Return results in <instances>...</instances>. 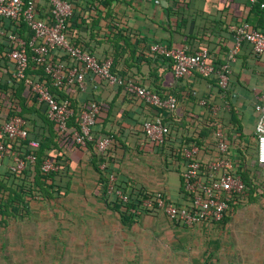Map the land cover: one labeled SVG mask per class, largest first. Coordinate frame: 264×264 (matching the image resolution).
I'll return each mask as SVG.
<instances>
[{
    "label": "crops",
    "instance_id": "crops-1",
    "mask_svg": "<svg viewBox=\"0 0 264 264\" xmlns=\"http://www.w3.org/2000/svg\"><path fill=\"white\" fill-rule=\"evenodd\" d=\"M33 1L37 4L39 0ZM70 1L72 14L68 20V27L75 42H80L83 49L96 59L103 60L111 59L112 54H116L117 45L122 43L121 37H124L129 43L126 50L130 48L133 50L132 59L128 58H131V55L130 51L126 50L121 59V61L126 59L127 68H122L128 70L127 76L124 78L116 72L113 73L157 95L173 94L178 100L174 111L157 108L159 110L157 112L155 107H148L134 96H126L124 89L121 90L120 87L109 86L91 74L84 77L83 89L76 93L75 99L80 105L84 102L101 101L109 106L103 127L97 124L94 129L98 130L101 127L102 130L114 134L118 146L116 156L119 164H113L111 170L121 177L120 180L142 185L148 191L162 192L171 201L181 205L183 194L180 171L185 161L183 162L179 157L173 159L171 156L177 150L183 154L184 144L191 138L192 133L205 129L208 131L204 142L209 149L198 151L199 159L202 161L211 160L215 156L217 145L214 148L210 143L217 144L213 137L216 128H220L225 134V143L231 153L235 172L238 169L237 164L241 161L245 163L243 157L247 154H245L246 148H248L247 152L252 149V159H255L254 107L260 102L259 99L264 97V55L254 57L251 46L242 41L238 53L233 58H229V52L235 42L233 28L245 20L248 10L247 0H189L185 11L181 9L178 11L186 12L185 16L189 17L186 27L177 31L179 34L173 31L169 24V19L174 18L173 13L168 12L170 0ZM41 8L45 16L48 9L45 4ZM38 11H41L39 6ZM200 32L205 34L198 35V39L206 41L207 47L213 53L215 66L219 68L226 64L229 67L226 88L219 85L216 77L205 79L196 73L176 80L171 72V64L167 60L149 58L146 54L152 44L196 49L198 47L191 48V41L186 43L185 37L181 34L189 36ZM199 44V40H195L194 46ZM262 105L264 106V103ZM155 117L160 118L169 130L161 146H153L149 141L146 142L145 140L148 139L141 134L142 123ZM236 149L243 155L237 153ZM244 163L241 165L243 168H245ZM67 164L68 167L63 172L65 185L69 188L66 197L72 202L82 203L87 201L89 196L93 203L98 204L94 211L85 206L82 210L83 220L102 221L103 218L99 217L101 213L106 217L112 216V219H117L115 215L108 214L109 210L103 203L92 196L95 192L97 174L91 165L89 155L73 150L69 154ZM258 175H261L259 171ZM67 177L69 179H66ZM55 204L57 202L50 203V206ZM142 218L149 228L157 226L163 228L167 234L175 231L176 227L161 215ZM142 218L135 221L132 230H137L134 227ZM117 224L122 227L118 220ZM207 224L210 223L197 227L204 230ZM200 236L205 237L207 243L200 253L199 263L202 264L203 254H211L214 257L217 244L206 236ZM170 238H172L171 242H175L174 244L178 242L177 250L185 248V238ZM210 244L215 246L212 250L207 248Z\"/></svg>",
    "mask_w": 264,
    "mask_h": 264
},
{
    "label": "built area",
    "instance_id": "built-area-1",
    "mask_svg": "<svg viewBox=\"0 0 264 264\" xmlns=\"http://www.w3.org/2000/svg\"><path fill=\"white\" fill-rule=\"evenodd\" d=\"M253 1V0H252ZM47 13L40 16L36 9V3L28 0H0V39L8 46L5 56L13 67L12 78L23 81L30 89L35 101L41 104L46 114L57 125L60 132L66 130L67 120L72 115L67 100L57 101L51 95L48 87L41 82L32 80L27 74L28 61H33L41 66L43 72L49 75L54 84L65 81L71 87L70 92L76 93V89H83V79L87 74L109 86L123 87L131 96L143 101L145 104L159 109L174 111L176 99L173 95L160 98L159 95L136 85L132 81H126L117 74L111 72V59L97 60L86 52L79 44L71 43L67 37L68 18L72 14L70 0H47ZM27 30L26 38L19 34L20 25ZM234 46L229 52V58H233L239 50L242 41L247 42L256 56L264 54V33L257 29H250L246 23H241L233 28ZM59 52L72 60L74 66L67 68L61 62L53 61L52 55ZM149 56H159L170 61L171 72L176 80L189 77L193 73L202 78L216 77L219 85L226 88L228 82L229 67L223 64L217 68L209 63L210 55L206 49L188 53L186 48H169L164 44H152L148 47ZM254 110L256 118L254 122L255 160L258 165L264 166V97L259 99ZM98 112L96 103H90L89 107L80 115V131L74 132L75 143L84 146L91 140L90 130L94 126L95 116ZM142 131L149 142L161 146L168 135V127L155 117L142 123ZM27 137L24 121L14 116L9 120L0 121V165L7 159V169L11 173H17L25 168V161L33 162L31 156L22 159L15 151L8 150L4 140L9 142L23 141ZM213 137L217 142L216 154L211 160L199 161L198 149L183 150L185 162L180 171L184 181V189L189 196L181 205L166 202L161 192H155L146 197L133 196L114 187L115 178L107 174V194H112L122 203L132 202L136 205L130 209L135 216L160 212L166 220L178 224L179 227L193 228L204 223L218 222L228 209L227 202L232 195H241L244 184L239 175L235 173L231 153L226 145L225 134L220 128H216ZM109 139L104 138L96 143L95 149L99 155L104 154L109 145ZM30 148H37L38 143L29 141ZM203 165V166H202ZM42 171H56L57 167L50 161L42 163ZM104 170V164L99 165Z\"/></svg>",
    "mask_w": 264,
    "mask_h": 264
},
{
    "label": "trees",
    "instance_id": "trees-1",
    "mask_svg": "<svg viewBox=\"0 0 264 264\" xmlns=\"http://www.w3.org/2000/svg\"><path fill=\"white\" fill-rule=\"evenodd\" d=\"M22 1L26 3L28 0ZM170 3L171 5L169 6L168 12H172L174 16V18L169 19L170 27H172L173 31L176 32L179 29L183 30L186 27V23L189 18L188 16H185L186 12L183 13V11L187 9L189 0H170ZM43 4H45V7L47 9V0H39L36 4V9H38L39 6L41 10L37 11L40 16H43L44 14L43 8H41ZM247 4L248 10L243 23H246L250 29H257L264 33V0H253L251 2L250 0H247ZM245 6L246 5L244 4V7ZM179 9L183 10L182 13L178 12ZM222 10L225 11V9ZM200 20L205 19L200 18ZM240 21L241 20H239V22ZM70 33L71 32L68 29V31L66 32L67 39L71 43L79 44L82 47L83 45L80 42H75L73 40L74 38L72 39ZM177 33L179 34V32ZM19 34L22 38H26L27 30L23 24L20 25ZM204 34V32H200L199 34L197 33L189 36L186 34L181 35L185 37L186 43H189L191 41V48L198 47L196 48L198 50L206 49L210 55L208 62L214 64L213 53L207 47L206 41L198 39V35L203 36ZM121 38L122 43H118L116 54H112L111 56V72H116L117 74H120L125 78L127 76L128 70L122 67L127 68V62L125 61L126 59L122 61L121 59L125 55L124 53L126 51H130L129 53L131 55V58H128L132 59L133 50L132 48L126 50V48H128L129 46L128 40L124 39V37ZM195 40H199V46H194ZM243 43L247 42L243 41ZM183 47L184 46H171L169 48L179 49ZM7 49L8 46L5 44V42H3V40L0 39V121L9 120L14 116L21 118L24 121V128L27 130V137L23 141L9 142L4 140V145L8 150L17 152L20 157H22V159H25L26 156H31L33 158V162L30 163L29 161H25V168L22 171L11 173L7 169L6 165L8 160L5 159L2 161V164L0 165V227H7L11 222L20 221L28 217L30 202H38L45 205H50V203H56L60 199L66 197L69 188L65 185V173L63 174V172L68 167L67 163L69 161V154L73 150H78L89 155L91 165L97 174L95 192H93L92 196L96 200L101 201L104 207L116 216L119 224L123 229H131V227L136 223L135 221L140 217L148 216L154 218L158 215L163 216L158 211H153L151 214L144 213V215L135 216L131 212H129L130 209L136 207L134 203H122L121 201L116 199L114 195L107 194V174H110L115 178V181L113 183L114 187L118 190H122L124 193H128L132 200L133 196L146 197L155 193L154 191L146 190L142 185L136 184L134 182H126L123 181V179L120 180L121 177H119L111 170L113 164H119V161H117L118 158L116 156V149H118V146L116 144L115 136L109 131L106 132L102 130L101 127L98 130L94 129L97 124L102 126L105 122V116L107 114L109 106L105 102L101 101L84 102L80 105V103H77L75 99V95L77 92L79 93V89H76V93L72 94L70 92L71 87L68 86L65 81H62L60 84H54L51 77L43 72L41 66H38L33 61L29 60L27 68L28 76L34 81L44 83L48 87L49 92L55 100L59 102L67 100V102L69 103V107L72 110V115L67 120L66 130L60 132L57 128V125L52 121L51 118L47 116L45 108L35 101L29 87L23 81H18L12 78L13 67L10 61L5 56ZM196 49L190 50L189 48H187V52L194 53L198 51ZM88 53L91 55L90 52ZM128 55L129 54H127V56ZM252 55L256 57L253 51ZM150 57L153 59L156 58L167 60L159 56L150 55L149 58ZM52 59L53 61L63 63L67 68H71L72 66H74V63L71 59L66 56L60 55L59 52H54V54L52 55ZM167 61L170 63L169 60ZM120 88L121 90L123 89V87ZM124 94L126 96H129V94L126 92H124ZM158 95L162 99L166 97L161 94ZM173 96L175 97V95ZM175 99L176 109L178 100L177 98ZM93 102L97 104L98 112L95 116L94 126L90 130L91 140L86 141L84 146H80L75 143L73 134L74 132L80 131V115L89 107L90 103ZM148 107L154 108L150 105H148ZM155 109L157 110V112L159 111L157 108ZM206 131L208 130L205 129L200 130V132H196L194 134L192 133L191 138L185 142L184 148L189 150L192 147H196L200 152H203V150L205 149H209L204 142V139L207 136ZM141 134H143V131L141 132ZM104 138L109 139L110 142L106 147L104 154L99 155L95 149V145L97 142ZM29 141L37 142L38 147L30 148L28 146ZM145 141L148 142V140ZM150 144L156 146V144L154 143L150 142ZM210 145L215 148L217 144L212 142L210 143ZM237 149L235 151L242 156L243 154L240 152V150ZM247 149L248 148L245 149V154L247 153ZM171 157L173 159L179 157L183 162L185 161L183 154L179 150L174 152ZM246 157L247 156L245 155L243 159L245 160ZM45 160H50L57 167V170L48 172L42 171V163ZM199 161L202 164L203 162H205L201 159H199ZM243 163L244 161H241L239 164H237L238 171L236 170L235 172L239 175L244 184L243 192L239 196L234 194L232 195L230 201L227 202L228 209L223 214V217L218 222H212V225L223 227L227 222H229L231 214L237 208V205L242 199H245L250 203H255L256 198L258 197L256 191L260 189L264 193V166L258 165L256 160L254 159L253 167L255 169V173L252 176V173H250L249 170L245 169L246 167H241ZM101 164H104V170L99 169V165ZM258 171L261 175L257 176ZM66 179L69 178L67 177ZM257 186H259V188ZM181 193L183 194L182 199L184 202L186 201V197L189 196V193H187L184 189V181L182 177ZM161 194L164 195L166 202H172L173 204L177 205L176 203L171 201L164 193L161 192ZM261 196L264 197V194L261 193ZM170 223L176 228L179 227L176 223ZM217 250L218 246L214 249V251L217 252ZM212 257L213 256L211 254H203V257L201 258L202 264H214L216 260H211ZM5 259L8 260L6 257Z\"/></svg>",
    "mask_w": 264,
    "mask_h": 264
},
{
    "label": "rangeland",
    "instance_id": "rangeland-1",
    "mask_svg": "<svg viewBox=\"0 0 264 264\" xmlns=\"http://www.w3.org/2000/svg\"><path fill=\"white\" fill-rule=\"evenodd\" d=\"M252 153L247 152L244 164L253 176ZM256 193L255 203L242 199L223 227L207 224L204 230L186 232L177 227L172 234L157 226L150 229L142 217L137 230L123 229L103 213L102 221L83 220L85 206L93 211L98 206L89 196L82 203L65 197L53 206L30 202L28 217L0 227V264H200L207 245L200 235L216 241L214 264H264V193ZM170 237L185 238V248L177 250L178 242Z\"/></svg>",
    "mask_w": 264,
    "mask_h": 264
}]
</instances>
